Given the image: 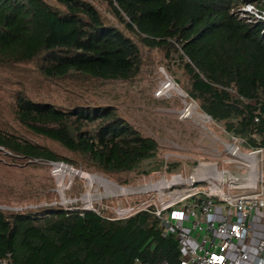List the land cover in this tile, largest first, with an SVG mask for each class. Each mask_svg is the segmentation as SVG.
I'll list each match as a JSON object with an SVG mask.
<instances>
[{
  "label": "trees",
  "instance_id": "1",
  "mask_svg": "<svg viewBox=\"0 0 264 264\" xmlns=\"http://www.w3.org/2000/svg\"><path fill=\"white\" fill-rule=\"evenodd\" d=\"M0 0V65L37 62L52 81L132 80L144 59L140 44L159 49L187 96L238 136L264 147V18L246 13L264 0ZM180 83V82H178ZM31 133L58 142L70 159L16 132L0 130V147L14 157L86 165L106 173L149 174L162 167L159 144L112 105L56 106L21 90L13 109ZM33 162V161H31ZM168 164V163H166ZM175 172L179 165L169 163ZM152 211L111 219L61 204L0 207V262L10 264H180L173 235Z\"/></svg>",
  "mask_w": 264,
  "mask_h": 264
},
{
  "label": "rangeland",
  "instance_id": "2",
  "mask_svg": "<svg viewBox=\"0 0 264 264\" xmlns=\"http://www.w3.org/2000/svg\"><path fill=\"white\" fill-rule=\"evenodd\" d=\"M46 1L53 6L64 8L59 0ZM90 1L104 16L116 21L106 2ZM248 5L253 4L243 5L241 15L245 16L249 11L253 13L256 10L254 6L249 10ZM254 15L264 18V14ZM140 46L144 59L141 71L134 79L127 81L94 78L86 81L70 78L52 81L41 75L35 61L0 65V130L16 132L52 148L64 157L76 159L75 154L58 142L31 133L16 119L13 109L19 91L22 90L34 101L62 107L77 104L112 105L118 107L121 115L145 136L158 141V161L162 163V167L149 174L106 173L86 165L74 167L68 163V167L59 165L54 169L52 162L17 158L0 147V207L18 210L61 204L64 207L80 209L84 206L86 193L90 194L88 196L93 199L94 205L97 204L96 197H101V202L108 199L110 205L115 201L117 196L113 194L118 190L108 182L97 181L96 177H93L90 180L93 184H89L87 175L82 173L71 178L70 169L103 176L125 186L138 185L137 181L145 179L143 176L173 174L174 172L167 170L169 163L179 165L175 172L185 175L191 174L199 161L218 162L220 169H229L231 173L238 172L232 161L235 157L228 149L230 144L239 142L235 141L233 135L227 136L223 124L213 120L201 110L195 100L187 96L180 85L185 81H176L177 76L166 68L159 49H151L143 44ZM60 182L66 184L63 191L60 190ZM117 199L124 203L121 198ZM105 212L109 216L113 209H106Z\"/></svg>",
  "mask_w": 264,
  "mask_h": 264
},
{
  "label": "built area",
  "instance_id": "3",
  "mask_svg": "<svg viewBox=\"0 0 264 264\" xmlns=\"http://www.w3.org/2000/svg\"><path fill=\"white\" fill-rule=\"evenodd\" d=\"M253 6L248 5L249 10ZM253 13L259 14L257 8ZM234 138L239 144H230L228 150L235 157L232 161L237 173L220 169L218 162L199 161L189 175L174 172L143 176L145 179L137 181L138 185L125 186L91 175L92 178L87 177L89 181L96 177L118 190L113 194L117 197L111 205L108 199L101 202V197H96L94 205L86 193L80 210L106 215L105 210L112 208L111 219L152 211L165 235L177 239L180 264H264V147L245 148L242 138ZM52 164L54 169L59 164L67 165ZM0 264L10 263L5 259ZM134 264L150 263L136 258Z\"/></svg>",
  "mask_w": 264,
  "mask_h": 264
},
{
  "label": "bare ground",
  "instance_id": "4",
  "mask_svg": "<svg viewBox=\"0 0 264 264\" xmlns=\"http://www.w3.org/2000/svg\"><path fill=\"white\" fill-rule=\"evenodd\" d=\"M162 85L165 87L164 83H163ZM166 92H168V91H166ZM59 165H60V166H63V165H61V164H59ZM64 166L68 167L67 165H64ZM69 167H70V166H69ZM69 172H70L71 178H72L75 174H78V173L85 174V175H87V177L92 178L91 175H88L87 173H85V172H83V171H79V170L77 171V170H75V169H70ZM59 186H60V190L63 191V189H65V187H66V184L63 183V182H60V183H59Z\"/></svg>",
  "mask_w": 264,
  "mask_h": 264
},
{
  "label": "water",
  "instance_id": "5",
  "mask_svg": "<svg viewBox=\"0 0 264 264\" xmlns=\"http://www.w3.org/2000/svg\"><path fill=\"white\" fill-rule=\"evenodd\" d=\"M53 163H58V162H53ZM64 163V162H63Z\"/></svg>",
  "mask_w": 264,
  "mask_h": 264
}]
</instances>
